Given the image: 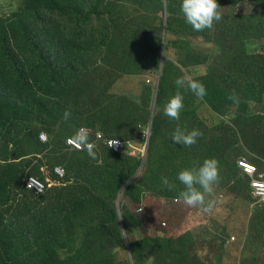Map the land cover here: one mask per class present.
I'll return each instance as SVG.
<instances>
[{"label":"rangeland","instance_id":"374dc122","mask_svg":"<svg viewBox=\"0 0 264 264\" xmlns=\"http://www.w3.org/2000/svg\"><path fill=\"white\" fill-rule=\"evenodd\" d=\"M58 3L0 0V264H264V206L236 165L264 161V0H217L204 31L181 0ZM185 74L207 94L181 88L176 121L164 105ZM178 125L202 136L175 144ZM82 126L132 154L67 148ZM207 158L211 213L177 200L178 173ZM31 176L51 184L39 200Z\"/></svg>","mask_w":264,"mask_h":264},{"label":"clouds","instance_id":"9594fccd","mask_svg":"<svg viewBox=\"0 0 264 264\" xmlns=\"http://www.w3.org/2000/svg\"><path fill=\"white\" fill-rule=\"evenodd\" d=\"M220 8L217 0H181L183 16L195 31L211 29L215 21L221 20ZM175 85L177 91L164 105V115L172 120L179 121L180 112L184 107V97L180 89L184 88L192 92L198 100L207 94V90L203 83L187 74L178 77L175 80ZM69 115L70 112L65 111L64 118L67 119ZM90 135L91 129L82 126L67 140V143L76 148L86 149L89 156L95 158V145L89 141ZM170 135L175 144L191 147L197 143L202 133L197 129L185 131L178 125ZM161 179L169 190L175 187L167 177H161ZM177 179L184 186V189L178 194V201H182L189 207H200L208 213L213 211L216 201L207 199V197L212 196L214 186L220 180L219 164L215 158H207L202 164L197 163L190 168L182 169L178 173ZM28 187H31V185L29 184Z\"/></svg>","mask_w":264,"mask_h":264},{"label":"built area","instance_id":"2783aa9c","mask_svg":"<svg viewBox=\"0 0 264 264\" xmlns=\"http://www.w3.org/2000/svg\"><path fill=\"white\" fill-rule=\"evenodd\" d=\"M70 137L65 139V146L75 152H84L87 151L83 148H76L67 143V140ZM107 138V139H106ZM39 140L45 142L47 137L44 135L39 136ZM89 141L95 145L94 151H101L102 143L105 142V149L112 155H122L125 153L132 154L129 148L124 147V143L118 139L106 137L101 132H92L89 137ZM255 164V165H254ZM247 160L246 158H240L237 160L236 165L240 175L247 181L248 192L252 197L255 198L257 205L264 206V161L261 164H257ZM55 175L59 176L61 179L65 177V170L58 167L54 170ZM53 180V179H51ZM62 182L59 179H54V184L58 185ZM29 184L31 187H28ZM49 180H43L36 176H31L27 178L25 186L26 189L32 192L36 199H40L43 195L47 194L50 190ZM141 211V209L139 210Z\"/></svg>","mask_w":264,"mask_h":264},{"label":"trees","instance_id":"16d2710c","mask_svg":"<svg viewBox=\"0 0 264 264\" xmlns=\"http://www.w3.org/2000/svg\"><path fill=\"white\" fill-rule=\"evenodd\" d=\"M30 2L34 3L37 6L42 7L44 9H47V10H51V11L60 10L58 0H30ZM110 155H112V154H110ZM112 156H117V155H112ZM36 200H38V199H36Z\"/></svg>","mask_w":264,"mask_h":264},{"label":"crops","instance_id":"0c3cea01","mask_svg":"<svg viewBox=\"0 0 264 264\" xmlns=\"http://www.w3.org/2000/svg\"><path fill=\"white\" fill-rule=\"evenodd\" d=\"M139 226V227H138ZM134 230H139V231H144V227H142V225H137V226H132L131 228H128L127 226H126V234L127 233H132ZM149 230V229H148ZM176 236H180V233H178V234H176ZM119 262H124V261H119ZM130 263L131 264H135L136 262H135V260H130ZM130 263H128L127 262V264H130ZM154 264L155 262L153 261V259L152 258H147V260L146 259H144V261L142 262V264Z\"/></svg>","mask_w":264,"mask_h":264},{"label":"bare ground","instance_id":"6f19581e","mask_svg":"<svg viewBox=\"0 0 264 264\" xmlns=\"http://www.w3.org/2000/svg\"><path fill=\"white\" fill-rule=\"evenodd\" d=\"M253 199H254V201H255V198L253 197ZM255 203H256V201H255ZM257 204V203H256Z\"/></svg>","mask_w":264,"mask_h":264}]
</instances>
